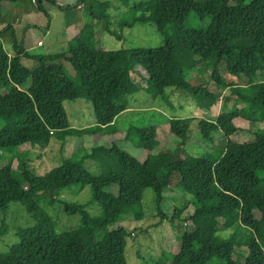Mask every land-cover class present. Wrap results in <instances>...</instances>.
<instances>
[{
  "label": "trees",
  "instance_id": "16d2710c",
  "mask_svg": "<svg viewBox=\"0 0 264 264\" xmlns=\"http://www.w3.org/2000/svg\"><path fill=\"white\" fill-rule=\"evenodd\" d=\"M38 1L45 10L44 0ZM116 1L126 8L117 17L120 27L153 22L163 44L100 49L97 22L86 24L64 52L44 54L27 49L26 31L18 35L12 23L0 29V158L8 159L0 164V212L8 214L11 203L17 202L34 220L17 231V240L7 251L0 252V264H127L124 246L111 251L104 246L110 228L128 217L143 219L144 191L153 189L160 206L164 189L171 185L190 196L188 203L194 207L184 221L186 230L172 226L180 241L181 264H264V128L257 125L250 141L232 139L248 120L264 121V0ZM110 2L79 0L75 6L89 8L92 17L105 22L106 32L122 39L110 27ZM190 19L203 27L192 26ZM5 42L11 43L12 52ZM61 58L76 72V80L67 75ZM25 59L37 61L33 69ZM138 68L147 74L146 92L153 99L172 106L165 91L171 87L204 109H211L222 96L223 110L208 119L131 108L129 96L142 91L134 78ZM209 69V80L222 89V95L205 84ZM29 80L31 84L24 87ZM81 98L92 103L96 116L95 124L82 128L68 123L62 104ZM121 116L141 118L121 138L143 149L144 160L116 141L98 142V134L116 132ZM163 123L179 144L153 152ZM194 124L212 150L196 154L183 148ZM48 132L63 142L61 163L39 174L35 161L42 154L19 147L35 146ZM86 137L96 142L66 152L70 139ZM89 159L100 170L86 166ZM87 186L94 195L106 196L108 208L103 214L94 215L84 203L61 195ZM41 198L60 204L68 215H80V226L58 232L54 218L40 207ZM180 214L175 212L171 220ZM253 217L258 221L255 231L248 226ZM6 229L0 221V236Z\"/></svg>",
  "mask_w": 264,
  "mask_h": 264
},
{
  "label": "rangeland",
  "instance_id": "374dc122",
  "mask_svg": "<svg viewBox=\"0 0 264 264\" xmlns=\"http://www.w3.org/2000/svg\"><path fill=\"white\" fill-rule=\"evenodd\" d=\"M57 4L51 3L47 0L43 1L45 10L40 9L38 0H0V29L12 23L18 33L21 35L24 31L30 33L33 37V44L29 43L27 48L35 53H55L64 52L70 40L81 34L86 24H97L96 47L100 49H120L133 47H156L163 44V37L156 28L153 22L137 23L133 27H120L117 17L123 13L126 8L121 6L116 0H110L107 8V13L111 19V29L117 33H121L122 39L116 38L114 35L105 31V22L102 18L98 21L92 17L89 8L84 5L75 6L79 0H55ZM106 2L107 0H100ZM61 5V6H59ZM63 6V7H62ZM70 6V7H69ZM103 7L99 9L98 14L101 13ZM192 26H201L203 23L190 19ZM42 44H38V41ZM5 47L12 52V45L10 42H5ZM27 45V43H26ZM26 64L30 68H34L37 63L36 60L25 59ZM59 62L64 64L67 75L76 80V72L71 65L63 58ZM211 70L205 74V84L209 89L222 95L221 88L210 82ZM193 74L190 75V78ZM147 74L144 70L138 68L134 73L136 83L142 88L140 94L129 96V106L131 108L140 109H161L170 116H193L198 118H214L221 113L222 96L218 98L211 109L200 108L196 105L194 100L185 92L176 88H166L168 93L167 99L172 102V106L167 104L161 98L153 99L150 94H147ZM31 84L29 80L24 87ZM256 87V84L252 85ZM224 96V95H223ZM249 101L239 104V108L247 105ZM65 114L69 120V124L75 127H85L96 123V116L93 105L90 101L84 98L78 100H64L62 102ZM243 108H241L242 110ZM197 118V119H198ZM137 119L127 116L118 118L116 132L100 133L98 134V142L108 143L117 142L121 147L128 149L134 155H139V158L144 160L146 152L143 149L136 148L129 140H124L121 136L126 132L128 127L135 123ZM147 119L148 118H142ZM197 123V120L195 121ZM243 124V123H242ZM245 128L236 132L232 139L236 143H244L250 141L254 137V130L256 126L264 128V121H251L243 124ZM117 136V137H115ZM92 137H86L75 141L70 139V142L65 145L66 152H73L79 150L80 145L90 147ZM220 139V138H219ZM159 145L153 152H158L161 149H173L179 144V139L172 135L168 124H160L158 128ZM60 140H57L49 132L44 136V139L35 146L30 144H23L19 150L34 149L41 153L42 157L35 161V166L39 174H45L49 169L56 167L61 163L62 147ZM184 149L196 154H203L212 150V145L202 139L197 130V125L194 124L190 132L189 139L183 145ZM8 162L7 158H0V164ZM86 166L93 171L100 170L98 164L89 159ZM13 168L17 170V160L13 162ZM96 173V172H95ZM19 176V174H18ZM112 191L117 192V187H111ZM61 195L71 201H79L87 206V209L94 215H101L108 208V201L106 196L101 194L94 195L90 187H85L84 190L72 189L64 190ZM164 200L158 206L155 201V192L151 188H147L143 195V211L145 216L143 219L137 221L132 217L118 222L113 226L110 233L105 237L104 246L108 251L117 247L124 246L126 248L127 264H181V257L178 253V243L180 242L176 237L173 225L186 230L184 221L193 213L194 207L188 203L189 197L179 192L175 186L171 185L164 189ZM102 201V202H100ZM107 201V202H106ZM104 203V205H102ZM40 207L46 210L55 220L56 229L58 232L76 230L80 226V215H68L64 212L62 206L58 203L50 204L45 198H41L39 202ZM175 212H180L178 219L171 218ZM163 215L164 220L161 222ZM257 215L259 213L257 212ZM0 221L6 223L7 229L5 234L0 236V252H5L17 240V231L22 230L33 224V216L24 205L13 202L11 203L8 214L0 212ZM258 221L253 217L250 218L248 226L255 231ZM225 235V232H222ZM211 236V235H210Z\"/></svg>",
  "mask_w": 264,
  "mask_h": 264
},
{
  "label": "crops",
  "instance_id": "0c3cea01",
  "mask_svg": "<svg viewBox=\"0 0 264 264\" xmlns=\"http://www.w3.org/2000/svg\"><path fill=\"white\" fill-rule=\"evenodd\" d=\"M40 42V40L38 41V43ZM26 43H27V45H26ZM29 43H31V44H33L34 45V43H33V37L30 35V33H28V32H26V36H25V46L27 47L28 46V44ZM28 49V48H27ZM29 50H31V49H29Z\"/></svg>",
  "mask_w": 264,
  "mask_h": 264
},
{
  "label": "built area",
  "instance_id": "2783aa9c",
  "mask_svg": "<svg viewBox=\"0 0 264 264\" xmlns=\"http://www.w3.org/2000/svg\"><path fill=\"white\" fill-rule=\"evenodd\" d=\"M38 44H40V45H41V44H42V42L40 41Z\"/></svg>",
  "mask_w": 264,
  "mask_h": 264
}]
</instances>
